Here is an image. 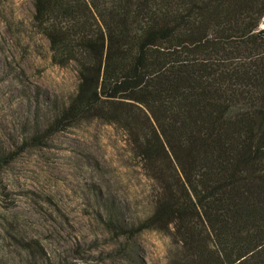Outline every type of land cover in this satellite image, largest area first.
Listing matches in <instances>:
<instances>
[{
  "label": "trees",
  "instance_id": "16d2710c",
  "mask_svg": "<svg viewBox=\"0 0 264 264\" xmlns=\"http://www.w3.org/2000/svg\"><path fill=\"white\" fill-rule=\"evenodd\" d=\"M33 4L78 76L52 126L113 127L149 183L123 235L169 238L168 264H264V0Z\"/></svg>",
  "mask_w": 264,
  "mask_h": 264
},
{
  "label": "rangeland",
  "instance_id": "374dc122",
  "mask_svg": "<svg viewBox=\"0 0 264 264\" xmlns=\"http://www.w3.org/2000/svg\"><path fill=\"white\" fill-rule=\"evenodd\" d=\"M34 12L33 0H0V264H168L169 238L119 230L150 209L123 136L52 126L78 76L52 63Z\"/></svg>",
  "mask_w": 264,
  "mask_h": 264
}]
</instances>
